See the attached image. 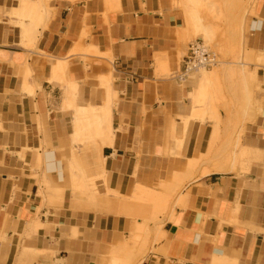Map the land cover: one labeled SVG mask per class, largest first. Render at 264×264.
<instances>
[{
    "label": "crops",
    "instance_id": "0c3cea01",
    "mask_svg": "<svg viewBox=\"0 0 264 264\" xmlns=\"http://www.w3.org/2000/svg\"><path fill=\"white\" fill-rule=\"evenodd\" d=\"M19 3L0 0V264H108L142 224L138 201L166 195L138 264H264V0L244 38L254 122L237 163L202 178L224 161L188 169L212 156L215 127L195 104L200 80L176 77L182 13L168 0H53L30 38ZM80 160L100 172V195H81L93 205L73 193Z\"/></svg>",
    "mask_w": 264,
    "mask_h": 264
},
{
    "label": "rangeland",
    "instance_id": "374dc122",
    "mask_svg": "<svg viewBox=\"0 0 264 264\" xmlns=\"http://www.w3.org/2000/svg\"><path fill=\"white\" fill-rule=\"evenodd\" d=\"M20 1L21 2L24 1L31 4L29 1H33V0H23V1L20 0ZM168 1L171 3L174 9H177L184 16L185 13L184 10L187 4L186 6H184L185 4L182 3H184V1L188 3L189 2L188 0H168ZM202 1H204V3H206L209 6V9L207 8L208 10L206 11L201 10L202 12L198 10L200 15L199 18L202 21L201 23H204L202 25H204L205 28H208L209 32L211 33L210 35L212 38L211 43L210 45H206L202 39V36H196L194 34L192 35L191 32L194 31V33L196 34L195 30L197 31V29H195L194 26H191L187 22V20L185 21L186 18H184V23H185L184 56H187L189 45L196 40H201L204 43V45L216 55L217 65H215L211 69H201L198 72V74H195L191 77L190 81L202 80L200 82V89L198 90V93L196 95L195 104L201 107L202 113L209 114L207 116L212 119L211 121L214 124L215 130L218 131L216 136L217 138H215L212 142V145H214L212 146L213 147L212 151L214 155H212L213 153H211L212 156L211 157L208 156L209 158L208 157L206 158H208V160H211L212 157H216L215 162L218 163L224 161V163L226 164L229 160L230 161L228 163H230L231 161L234 162L235 160L233 159L232 155H230L232 156V158H230L229 153L224 149L222 145H224V143L227 142L234 143L233 141H235L237 137L240 138V136L242 139L245 133L246 126L254 122L251 121V119L248 117L249 115L248 111H249L250 98L252 97V93L254 94L255 97V94L259 90V84L258 83L254 84L252 82H249L248 84L247 65L249 67V70L252 71L256 69L258 65H256L257 63L248 60L247 54L250 53L249 52L245 53L244 38L248 32L247 18L253 15V9L257 1L256 0H202ZM35 2L38 3L39 1L35 0ZM47 10L51 11V8H48ZM15 15H17L22 20L29 21L28 26H26L23 23L21 24V27H23L24 32L26 31L25 35L26 36L29 35V37L30 35H32L34 29L43 27V23L45 22L44 19L40 22V24H36V22L38 23L39 18L35 17L37 16L35 14L21 15V16L18 14ZM33 20L36 22H34ZM26 27H28V29ZM246 48L249 49L248 38L246 41ZM181 61L179 63H181ZM252 66H254V69H252ZM205 70L213 71L211 80L203 79L204 78L203 72ZM164 74H167L169 78L173 77L172 71L169 69H167V71H165ZM221 112L224 113L225 115L224 119L221 116ZM199 120L203 121L204 118L201 117ZM96 137L97 136H94L93 138H90V140L96 139ZM92 143L93 142H89L86 145V147L87 148L90 147ZM220 147H222L224 150L221 149ZM217 148H219V150ZM206 158L204 159L205 161L207 160ZM89 159H91L92 163L95 164L96 163L98 164L99 162V156L96 152L95 153L92 152L90 154ZM78 165H79V168L77 167L78 169H75L76 166L72 168V172L76 173V176H74V181H73V185L75 184L73 187L74 196L82 199L83 201L87 202L90 205H93L92 203H90V201H88L86 198L82 197L81 195L84 194L85 196H88L89 200H92V198H95L96 196L100 195L101 192L100 180L98 183L96 179H93L96 178V176H98L100 172H97V170L93 168V166H91L88 162H84L80 160L78 162ZM80 180H82V182H80ZM79 184L82 185V187L81 186L79 187ZM138 203L144 207V210H141L139 214L136 215L135 222L141 220L142 224L140 225L137 224V230L135 233L132 234L131 239L133 240L129 239L130 242L127 241L125 243V245L127 244L126 246L131 255L130 259L132 258L134 260L133 264H138L142 260V257L144 256L145 253V248L147 249V246L149 245L150 237L153 234H155V232L161 226L162 220H164L168 215V213H170V209L172 207L173 201L168 199V195H166L165 198H160L158 200L153 199L149 196L147 198H144L142 201H138ZM150 225H153V227H151ZM144 231L147 232L144 233ZM136 234L140 236L143 235L146 240L144 238L143 240H140L142 239L143 236L140 237ZM133 237L134 238L136 237L135 239H138L136 240L138 242L134 241L135 239ZM143 241L144 242L147 241L145 244V248H143L144 246ZM136 243L139 245H137ZM130 248H134L132 249L133 251L130 250ZM126 259L127 258L124 257L123 255L121 258L119 257L117 263L130 264L131 260L128 258L126 261ZM110 263H111V259L108 264Z\"/></svg>",
    "mask_w": 264,
    "mask_h": 264
},
{
    "label": "bare ground",
    "instance_id": "6f19581e",
    "mask_svg": "<svg viewBox=\"0 0 264 264\" xmlns=\"http://www.w3.org/2000/svg\"><path fill=\"white\" fill-rule=\"evenodd\" d=\"M23 1V0H22ZM39 2L37 3H35V4H32V2L31 1H29V2H31V4H29V3H27V2H21V3H19L20 4V6L19 7H17V9H15L14 10V13L15 14H18V15H32V14H35V15H37V16H35V17H38L39 18V20H38V23L36 22V21H34V22H36V24H40V22L42 21V20H44V16H45V14H43V13H46V12H49V10H47L48 8H50L49 7V5H50V2L51 1H53V0H38ZM189 2L188 3H186L185 1H184V3H182V4H185L184 6H186V4H187V6L185 7V10H184V18H186L185 19V21L187 20V22L191 25V26H194L195 27V29H197V31L195 30V32H196V34L194 33V31L193 32H191V34L193 35H196V36H202V39H203V41H204V43L206 44V45H210V43H211V33L209 32V29L208 28H205L204 27V25H202V24H204V23H201L202 21H201V19L199 18L200 17V15H199V11L198 10H200V12H202L201 10H204V11H206V10H208L209 9V6L206 4V3H204V1H200V0H188ZM257 1V0H256ZM210 2V1H209ZM189 4V5H188ZM183 7V6H182ZM208 8V9H207ZM213 8V7H212ZM43 10H46V11H43ZM17 16V15H16ZM34 16V15H33ZM186 16V17H185ZM27 17V16H26ZM186 22V23H187ZM31 25H33V24H31ZM189 25V26H190ZM40 26V25H39ZM38 26V27H39ZM189 26H188V28H189ZM25 27V26H24ZM33 27V26H32ZM38 27H36V28H38ZM23 28V27H22ZM27 29H28V27H26ZM24 30V29H23ZM26 32V31H25ZM190 32V31H189ZM36 33V32H35ZM26 34V33H25ZM29 36V35H28ZM30 36H32V35H30ZM35 37V36H34ZM31 38V37H30ZM192 38H194V37H192ZM197 41V40H196ZM195 42V41H194ZM262 58V57H261ZM203 72V71H202ZM198 74V73H197ZM212 74H213V71L212 70H210V71H208V70H205L204 72H203V76H204V78L203 79H206V80H211V78H212ZM195 75V74H194ZM246 75V74H245ZM244 75V76H245ZM249 75V74H248ZM251 75V74H250ZM249 77V76H248ZM244 78V77H243ZM250 79V78H249ZM252 79V78H251ZM52 81V80H51ZM202 80H200V82H201ZM81 110L83 111V112H85V113H88V108L86 107V106H83V107H81ZM94 110V109H93ZM90 111H92V109H90ZM254 111V110H253ZM92 112H94V111H92ZM95 112H96V110H95ZM106 114V113H105ZM193 115H192V118H195V116L196 117H198L199 118V115L197 116L196 114H197V112L196 111H193V113H192ZM85 115V114H84ZM255 116V115H254ZM86 117V116H85ZM106 117V116H105ZM99 118V117H98ZM107 118V117H106ZM215 118V117H214ZM105 120V119H104ZM106 122H107V120H106ZM105 122V123H106ZM97 123H99L98 125H99V127H100V119L98 120V122ZM186 124V126H187V123H185ZM105 125V124H104ZM103 125V126H104ZM108 125V126H107ZM107 125H105L106 126V128L107 127H109V124H108V122H107ZM101 129V128H100ZM100 129L97 131L99 134H100ZM104 130V129H103ZM109 130V129H108ZM105 131H106V129H105ZM217 133H218V131L217 130H215L214 132H213V137L211 138L212 139V141L215 139V138H217L216 136H217ZM212 141H211V143H212ZM232 141V140H231ZM234 143H230V142H227V143H224V145H222L223 147H224V149L229 153V156L230 155H232L233 156V159L235 160V162H236V160L238 159V156L236 155V153H234V151L236 150L237 151V149H239V145L241 144L240 143V138H236L235 139V141H233ZM222 143V142H221ZM212 146H214V145H211V147ZM213 148V147H212ZM221 149H223L222 147H220ZM218 150H219V148H217ZM223 149V150H224ZM222 150V151H223ZM242 150V149H241ZM244 151V150H243ZM214 152H215V150H214ZM216 152H217V150H216ZM220 152V151H219ZM225 152V151H224ZM244 152H246V151H244ZM212 153H213V151H212ZM221 153V152H220ZM226 153V152H225ZM224 153V154H225ZM239 153V152H238ZM211 154V153H210ZM242 154H245V153H242ZM212 155H214V153L212 154ZM219 155V154H218ZM217 155V156H218ZM228 155V154H227ZM232 156H230V158H232ZM206 157H208V152H207V154H196L195 156H194V158L193 159H190V160H188V169H189V171H190V173L192 172V170L194 171V170H199V169H197L199 166L201 167V165L203 164H205L204 163V159L206 158ZM211 157V156H210ZM244 157H246V155L244 156ZM209 158V157H208ZM208 158H206L207 160L205 161V162H210L209 160H208ZM228 158V157H227ZM240 159V158H239ZM226 160V159H225ZM229 160V159H228ZM227 160V161H228ZM230 161V160H229ZM228 161V162H229ZM187 162V161H186ZM207 162V163H208ZM227 162V163H228ZM226 163V164H227ZM232 163V161L230 162V163H228V164H231ZM237 163V162H236ZM226 164L225 163H223L222 165H218V164H215V165H213L211 168H204V169H202V171L200 172V176H201V178L202 177H205V176H208V175H210V174H212V173H215V172H218V173H223V172H225L226 171ZM186 166H187V164H185ZM208 166V165H207ZM244 168V167H243ZM75 169H78L77 167H75ZM180 170V169H179ZM184 171H186V170H181V172L183 173ZM196 171H194V172H196ZM229 171V170H228ZM227 172V171H226ZM193 173V172H192ZM197 173V172H196ZM185 174H186V172H185ZM178 175H179V173H178ZM175 181H176V179H174ZM74 181V180H73ZM179 181V180H178ZM80 182H82V180H80ZM80 182H78V183H80ZM75 183V182H74ZM172 183V182H171ZM181 184V183H180ZM75 185V184H74ZM74 185H73V187H74ZM77 186V185H76ZM82 187V185H80L79 184V187ZM168 187H170L169 185H168ZM77 188V187H76ZM141 191V190H140ZM145 193V192H144ZM143 193V194H144ZM143 194H141V195H143ZM141 199V198H140ZM139 199V200H140ZM138 200V199H137ZM140 201H142V199L140 200ZM142 203V202H141ZM138 204V203H137ZM146 204V203H145ZM145 206V205H144ZM143 208V207H142ZM142 227V226H141ZM140 227V228H141ZM139 228V229H140ZM145 228V227H144ZM144 230V229H143ZM160 230V229H159ZM142 231V230H141ZM147 232V231H146ZM145 231H144V233H146ZM158 232V231H157ZM139 233V232H138ZM143 233V232H142ZM141 234V233H140ZM163 234V233H162ZM136 235H138V234H136ZM148 235V234H147ZM151 235V234H150ZM138 236H140V235H138ZM143 236V235H142ZM142 236H140V237H142ZM156 236H157V233H156ZM158 236H159V233H158ZM157 236V237H158ZM137 237V236H136ZM135 237V238H136ZM160 237V236H159ZM134 238V237H133ZM134 238V239H135ZM143 238L145 239V237L143 236L142 237V239H140V240H143ZM131 240H133V239H131ZM136 240H138V239H135L134 241H136ZM146 240V239H145ZM130 242V241H129ZM136 242H138V241H136ZM144 242V241H143ZM140 243V242H139ZM137 244V243H136ZM146 243L144 242V244L143 245H145ZM127 245V244H126ZM126 245H123V246H121V247H118V248H114V250H113V252L110 254V259H111V263L110 264H118L117 263V261H118V259H119V257L121 258L123 255H124V257H126L127 259L129 258L130 259V252H129V250H128V248H127V246ZM137 245H139V244H137ZM135 247V246H134ZM138 247V246H137ZM141 247V246H140ZM139 247V248H140ZM138 248V249H139ZM144 248V247H143ZM132 249H134V248H130V250H132ZM137 249V248H136ZM135 249V250H136ZM133 251V250H132ZM135 252H138V251H135ZM127 259H126V261H127ZM131 260V263L130 264H133L134 262V260L131 258L130 259ZM130 260H128V261H130Z\"/></svg>",
    "mask_w": 264,
    "mask_h": 264
},
{
    "label": "built area",
    "instance_id": "2783aa9c",
    "mask_svg": "<svg viewBox=\"0 0 264 264\" xmlns=\"http://www.w3.org/2000/svg\"><path fill=\"white\" fill-rule=\"evenodd\" d=\"M217 65L216 55L207 48L201 40L189 45L187 56L183 61V68L176 77L182 82L191 80L201 69H211Z\"/></svg>",
    "mask_w": 264,
    "mask_h": 264
}]
</instances>
